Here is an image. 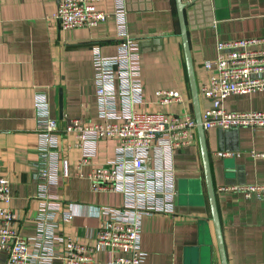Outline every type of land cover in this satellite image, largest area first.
<instances>
[{"label": "crops", "instance_id": "0c3cea01", "mask_svg": "<svg viewBox=\"0 0 264 264\" xmlns=\"http://www.w3.org/2000/svg\"><path fill=\"white\" fill-rule=\"evenodd\" d=\"M118 1L99 0L97 7L113 13ZM120 1L128 32L140 43L144 101L139 109L195 114L176 0ZM183 2L199 89L207 80L204 62L217 57L219 41L264 37V0ZM58 4L59 0H0V175L11 181V206L19 213L14 226L34 234L42 203L33 173L41 145L34 104L45 96L59 121L61 158L69 163L70 175L61 177L59 194L65 208L75 213L60 227L92 245L100 222L98 207L124 203L121 192L92 190L87 176L113 156L117 140H101L97 155L80 169L81 149L74 146L78 137L66 127L75 119L100 120L93 51L98 47L106 56L116 55L120 40L113 15L97 26L64 29L55 16ZM161 89L178 90L182 102L160 104L156 92ZM199 94L204 112L211 102ZM224 107L230 112L264 111V90L233 94ZM205 130L227 262L264 264V198L219 189L221 184L264 183V158L250 154L251 149L264 150V126ZM218 150L241 154L220 156ZM175 163L176 211L143 215V264H222L199 137L178 150ZM207 241L208 260L201 255ZM95 256L106 259L109 252L97 250ZM0 264H9L4 251Z\"/></svg>", "mask_w": 264, "mask_h": 264}, {"label": "built area", "instance_id": "2783aa9c", "mask_svg": "<svg viewBox=\"0 0 264 264\" xmlns=\"http://www.w3.org/2000/svg\"><path fill=\"white\" fill-rule=\"evenodd\" d=\"M98 1L59 0L55 14L64 29L97 26L113 15L120 40L116 55L106 56L98 47L93 51L100 120L75 119L66 130L76 131L74 146L81 149L80 169L97 155L101 140H117L113 156L94 166L87 176L92 190L121 192L124 203L98 207L100 222L92 245L61 229L62 222L75 216L65 208L59 194L61 177L70 175L69 163L61 158L59 121L51 115L47 98L40 96L34 105L41 126V145L33 173L42 203L35 217L34 234L26 235L14 226L19 213L11 206V181L0 175V251L7 253L9 264H143V215L176 211L175 157L178 150L197 142L196 116L139 109L144 101L139 40L128 32L126 10L120 0L113 13L99 9ZM217 51L216 58L204 62L207 80L199 88L211 102L202 112L204 128L264 126V111L230 112L224 107V100L233 94L264 90V37L219 41ZM156 97L160 104L182 102L178 90L161 89ZM216 153L241 154L232 150ZM250 154L264 158V150L251 149ZM219 189L264 198L261 182L221 184ZM102 249L108 250V258L95 256Z\"/></svg>", "mask_w": 264, "mask_h": 264}, {"label": "water", "instance_id": "95a60500", "mask_svg": "<svg viewBox=\"0 0 264 264\" xmlns=\"http://www.w3.org/2000/svg\"><path fill=\"white\" fill-rule=\"evenodd\" d=\"M176 3H177V10H178V18L180 22L181 36L183 39V45H184V51H185V57H186V63H187V70H188V75H189V80H190L191 91H192L194 113H195L197 123H198L197 124L198 137H199L201 153H202V158H203V163H204V170H205L208 193H209V198H210V203H211V208H212V214H213V219L215 222L217 241L219 245V251L221 255L222 264H228L226 251H225V245L223 241V234L221 230V224H220L219 214H218V209H217L215 187H214L213 177H212L211 167H210V157H209V152H208L207 142H206V130L202 123L203 118H202L201 100H200L197 78H196V73H195L194 64H193V58L191 54L187 21H186V15H185L186 4L183 2V0H176ZM61 105H63L62 101H61ZM195 192L198 193L197 190ZM209 245H210L209 241L205 242V245H203L202 247V253H201V255H203L205 259L207 260L209 257Z\"/></svg>", "mask_w": 264, "mask_h": 264}]
</instances>
